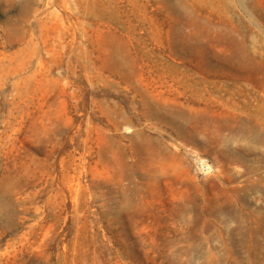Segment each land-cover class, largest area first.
I'll return each instance as SVG.
<instances>
[{"label": "rangeland", "instance_id": "rangeland-1", "mask_svg": "<svg viewBox=\"0 0 264 264\" xmlns=\"http://www.w3.org/2000/svg\"><path fill=\"white\" fill-rule=\"evenodd\" d=\"M0 264H264V0H0Z\"/></svg>", "mask_w": 264, "mask_h": 264}, {"label": "bare ground", "instance_id": "bare-ground-1", "mask_svg": "<svg viewBox=\"0 0 264 264\" xmlns=\"http://www.w3.org/2000/svg\"><path fill=\"white\" fill-rule=\"evenodd\" d=\"M239 56H240V59L242 60L243 64H244V62L247 61V59H251L252 61H256V53L255 52H250L248 50H245L244 52H240ZM223 89H224L223 85H219V84L215 83V84H213V87H212L213 91L212 92L215 94H218V95L223 94V93H227V91L225 92ZM227 94H229V93H227ZM223 96H225V94H223ZM244 107L250 113L256 112V109L253 108V106H251V105H245ZM172 122L174 124H176L175 120H172ZM236 129L239 130V132H247L248 131V133H250L251 136H253L254 140L259 139L258 127L255 124H251L249 127L242 124L238 128H233L232 131H235Z\"/></svg>", "mask_w": 264, "mask_h": 264}, {"label": "built area", "instance_id": "built-area-1", "mask_svg": "<svg viewBox=\"0 0 264 264\" xmlns=\"http://www.w3.org/2000/svg\"><path fill=\"white\" fill-rule=\"evenodd\" d=\"M201 170L203 172H207V171H210V167L208 165L204 164V165L201 166Z\"/></svg>", "mask_w": 264, "mask_h": 264}]
</instances>
